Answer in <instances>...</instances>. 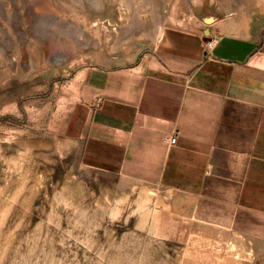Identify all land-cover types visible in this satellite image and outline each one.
<instances>
[{
    "label": "rangeland",
    "instance_id": "obj_1",
    "mask_svg": "<svg viewBox=\"0 0 264 264\" xmlns=\"http://www.w3.org/2000/svg\"><path fill=\"white\" fill-rule=\"evenodd\" d=\"M173 21L260 35L264 0H0V264H264V232L179 218L85 162V73Z\"/></svg>",
    "mask_w": 264,
    "mask_h": 264
},
{
    "label": "crops",
    "instance_id": "obj_2",
    "mask_svg": "<svg viewBox=\"0 0 264 264\" xmlns=\"http://www.w3.org/2000/svg\"><path fill=\"white\" fill-rule=\"evenodd\" d=\"M83 85L89 167L145 183L179 218L264 232V33L173 21Z\"/></svg>",
    "mask_w": 264,
    "mask_h": 264
},
{
    "label": "bare ground",
    "instance_id": "obj_3",
    "mask_svg": "<svg viewBox=\"0 0 264 264\" xmlns=\"http://www.w3.org/2000/svg\"><path fill=\"white\" fill-rule=\"evenodd\" d=\"M144 193H145V192H144ZM150 196H151V194L149 193V191H147L146 199H143L144 196H142L141 203H142V205H143L144 207L147 206V205H148V202L151 200V199H150ZM139 200H140V199H139ZM232 246L235 248V247L238 246V245H237V243L234 241V242L232 243Z\"/></svg>",
    "mask_w": 264,
    "mask_h": 264
},
{
    "label": "built area",
    "instance_id": "obj_4",
    "mask_svg": "<svg viewBox=\"0 0 264 264\" xmlns=\"http://www.w3.org/2000/svg\"><path fill=\"white\" fill-rule=\"evenodd\" d=\"M212 44H213L212 41H208V42H207V45H208V46H211ZM175 141H176V138H175V137L171 138V143H175Z\"/></svg>",
    "mask_w": 264,
    "mask_h": 264
}]
</instances>
